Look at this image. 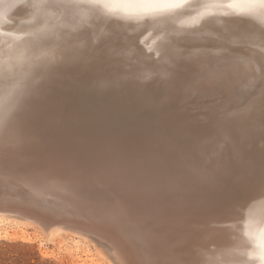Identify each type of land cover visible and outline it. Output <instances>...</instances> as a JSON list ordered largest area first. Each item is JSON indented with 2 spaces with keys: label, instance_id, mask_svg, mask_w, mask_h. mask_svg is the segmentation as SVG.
Here are the masks:
<instances>
[{
  "label": "snow or ice",
  "instance_id": "1",
  "mask_svg": "<svg viewBox=\"0 0 264 264\" xmlns=\"http://www.w3.org/2000/svg\"><path fill=\"white\" fill-rule=\"evenodd\" d=\"M72 4L101 17L121 10L133 14L125 19L148 24L174 19L193 7L190 0H72ZM31 7L40 13L59 4L38 0ZM195 7L204 11L196 12L193 24L214 15L212 10H224L226 17L264 10V0H212ZM225 53L222 49L178 54L149 84L140 83L139 76L126 70L119 53L107 46L85 44L74 54L49 60L19 89L14 107L0 119V176H15L33 187L55 185L90 210L102 226L132 223L146 236L165 229L175 246L155 252L151 264H200L202 225L242 207L249 198L245 194L255 188L264 194V164L257 174L254 163L244 155L233 158L229 149L247 122L227 115L230 71ZM129 90H134V98L124 109L152 114L156 123L151 129L128 127L102 139L71 135L59 140L25 131L67 111L72 93L125 95ZM260 139L264 142V107ZM261 152L264 155V149ZM260 235L259 255L249 258L264 264V229ZM126 264L140 262L129 252Z\"/></svg>",
  "mask_w": 264,
  "mask_h": 264
},
{
  "label": "bare ground",
  "instance_id": "2",
  "mask_svg": "<svg viewBox=\"0 0 264 264\" xmlns=\"http://www.w3.org/2000/svg\"><path fill=\"white\" fill-rule=\"evenodd\" d=\"M36 2L0 0V119L14 107L19 89L30 78L37 77L43 65L74 54L85 44L115 49L126 70L139 76L143 84L155 80V73L170 67L172 58L178 54L217 53L223 49L230 71L227 115L238 123L247 122L229 149L233 158L246 156L259 173L264 164L261 152L264 142L260 139L264 107V10L257 8L250 14L237 13L231 17L224 16V10H212L214 15H205L193 24L196 12L204 11L195 5L212 0H190L193 7L187 14L148 24L125 19L133 14L121 10L111 17H101L87 7L73 6L72 0H56L59 7L37 13L31 7ZM110 20L118 23L111 24ZM230 20L247 22L228 23ZM129 92L134 96V90ZM78 102L82 101L72 105ZM53 122L54 119H46L25 131L53 138ZM69 134L81 135L71 131ZM214 136L209 129V137ZM62 137L57 135L58 140ZM89 137L96 139L95 135ZM245 195L249 198L242 207L237 206L226 217L211 219V225H202L197 246L200 264H260L258 259H250L249 254L258 257L260 252L264 194L257 187ZM26 227L44 234L43 240H58L83 264H126L129 252L135 254L140 264H151L155 252L171 251L175 246L165 229L146 236L132 223L117 227L98 224L90 210L79 207L66 191L55 185L33 187L24 179L0 176V237L11 234L26 240ZM218 234L225 235V240L218 241Z\"/></svg>",
  "mask_w": 264,
  "mask_h": 264
},
{
  "label": "water",
  "instance_id": "3",
  "mask_svg": "<svg viewBox=\"0 0 264 264\" xmlns=\"http://www.w3.org/2000/svg\"><path fill=\"white\" fill-rule=\"evenodd\" d=\"M133 98L134 96L128 92V94L121 97V99L117 98V102L108 100L107 105L98 104V102L95 101L91 104H86L88 108H84L83 110H74L69 107L66 111V115L56 113L55 116L52 115L51 117V119H54L52 124V128L54 129L53 138L57 139V135L65 138L70 135L69 133L71 131L75 134L80 133L81 135H95L96 139H99V137L102 139L109 132L118 131L121 128L136 127L139 129H151L156 123L152 114L133 111L130 108L128 110L124 109L123 106L125 104L130 105ZM91 105H93L92 108H90ZM56 121H62L63 125L61 127L56 126ZM55 132L57 134H55ZM210 222L211 220L203 225H208ZM213 236L214 235L211 234V237ZM223 236L225 235L218 234V241L223 239ZM142 243L146 246L147 241Z\"/></svg>",
  "mask_w": 264,
  "mask_h": 264
},
{
  "label": "rangeland",
  "instance_id": "4",
  "mask_svg": "<svg viewBox=\"0 0 264 264\" xmlns=\"http://www.w3.org/2000/svg\"><path fill=\"white\" fill-rule=\"evenodd\" d=\"M87 95L88 96L82 95L85 98L84 99L85 102H84L83 97L80 96V94L72 93L70 95L71 101L77 102L80 100L82 102H78L79 105L76 107L78 103L74 104L75 105L74 106L72 104L75 102H71L69 100V104L71 102L69 107L71 108V106H73L74 110L76 109L83 110L84 108H88V106L85 105V103L89 99L90 100L87 101L88 104H90V102L91 103L95 102L94 100H96L97 102L100 100L98 104L107 105L109 99L110 100L113 99L111 101H117V98L121 99V97H123V95H121V93L119 92L118 93L110 92V93L104 94L105 96L103 95V97L102 95H96V94H95V97H93L94 94H92L93 96L90 94H87ZM111 95H114V96L112 97ZM72 96L73 97L75 96L74 97L75 100L72 99L73 98ZM91 96L94 98V100L93 98H90ZM97 96L98 98H96ZM124 96H126V94ZM103 99L104 100L106 99L107 101L105 100L106 101L105 102ZM103 101L105 103H103ZM81 103L82 104L84 103L85 107ZM90 108H92V105ZM62 113L64 114L66 112H60V114ZM25 234L27 235V236L25 235L26 240H23L22 236L20 238H14L13 236H11V234L3 235L2 237H0V264H83L82 259L77 260L76 259L77 257H72V255L68 251H66L64 247H62L59 244L58 240H52V241L43 240L45 239L43 237L44 234L40 233L39 231H36V229L34 230V227H26ZM83 258L86 259L87 257L84 256Z\"/></svg>",
  "mask_w": 264,
  "mask_h": 264
}]
</instances>
